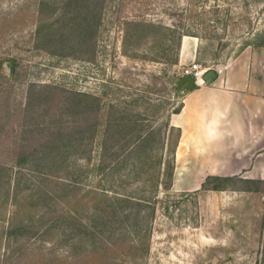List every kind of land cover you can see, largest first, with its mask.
<instances>
[{"label": "rangeland", "instance_id": "1", "mask_svg": "<svg viewBox=\"0 0 264 264\" xmlns=\"http://www.w3.org/2000/svg\"><path fill=\"white\" fill-rule=\"evenodd\" d=\"M185 35L216 70L264 0H0V264H264V181L177 164Z\"/></svg>", "mask_w": 264, "mask_h": 264}, {"label": "crops", "instance_id": "2", "mask_svg": "<svg viewBox=\"0 0 264 264\" xmlns=\"http://www.w3.org/2000/svg\"><path fill=\"white\" fill-rule=\"evenodd\" d=\"M198 47L197 37L182 38L181 66L198 61ZM216 71L211 82L183 90L182 105L171 117L179 133L177 164L204 178L240 175L264 181V47H246Z\"/></svg>", "mask_w": 264, "mask_h": 264}, {"label": "built area", "instance_id": "3", "mask_svg": "<svg viewBox=\"0 0 264 264\" xmlns=\"http://www.w3.org/2000/svg\"><path fill=\"white\" fill-rule=\"evenodd\" d=\"M181 73L182 75L190 74L193 76L194 80L199 83V80L204 81L205 73L210 70V67L204 66L199 61H193L190 64H186L181 66Z\"/></svg>", "mask_w": 264, "mask_h": 264}, {"label": "water", "instance_id": "4", "mask_svg": "<svg viewBox=\"0 0 264 264\" xmlns=\"http://www.w3.org/2000/svg\"><path fill=\"white\" fill-rule=\"evenodd\" d=\"M217 76V71L214 69L208 70L205 75H204V81L209 83L212 80H214ZM198 83V80L195 81L193 76L190 74L183 75L179 82H178V87L184 88V89H190L195 86V84Z\"/></svg>", "mask_w": 264, "mask_h": 264}, {"label": "trees", "instance_id": "5", "mask_svg": "<svg viewBox=\"0 0 264 264\" xmlns=\"http://www.w3.org/2000/svg\"><path fill=\"white\" fill-rule=\"evenodd\" d=\"M199 47H198V51H197V60L199 61V59H200V55H199ZM217 178H219V179H227V177H220V176H216ZM209 178H211V176H208L207 178H206V181H207V179H209ZM240 180H244V178H240ZM205 186V185H204ZM175 193H172V192H170V191H168L167 192V196H171V195H174ZM197 194V192H180L179 194H176V195H181V196H185V197H189V196H192V195H196ZM167 209L169 208V205L167 204L166 206H165Z\"/></svg>", "mask_w": 264, "mask_h": 264}, {"label": "bare ground", "instance_id": "6", "mask_svg": "<svg viewBox=\"0 0 264 264\" xmlns=\"http://www.w3.org/2000/svg\"><path fill=\"white\" fill-rule=\"evenodd\" d=\"M199 81H202V80H199Z\"/></svg>", "mask_w": 264, "mask_h": 264}]
</instances>
